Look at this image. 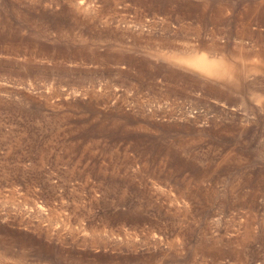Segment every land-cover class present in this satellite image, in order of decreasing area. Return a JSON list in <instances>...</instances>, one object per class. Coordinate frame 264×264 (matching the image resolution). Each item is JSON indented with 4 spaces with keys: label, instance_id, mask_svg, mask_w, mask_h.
<instances>
[{
    "label": "rangeland",
    "instance_id": "obj_1",
    "mask_svg": "<svg viewBox=\"0 0 264 264\" xmlns=\"http://www.w3.org/2000/svg\"><path fill=\"white\" fill-rule=\"evenodd\" d=\"M263 8L0 0V264H264Z\"/></svg>",
    "mask_w": 264,
    "mask_h": 264
},
{
    "label": "bare ground",
    "instance_id": "obj_2",
    "mask_svg": "<svg viewBox=\"0 0 264 264\" xmlns=\"http://www.w3.org/2000/svg\"><path fill=\"white\" fill-rule=\"evenodd\" d=\"M152 2H153V0H152ZM162 2V1H161ZM205 2V1H204ZM159 3V2H158ZM201 3H203V2H201ZM156 4V3H155ZM161 4V3H160ZM217 4V3H216ZM79 5H80V3H79ZM88 5V4H87ZM207 5V4H206ZM159 6V5H158ZM161 6V5H160ZM198 6V5H197ZM217 6V5H216ZM77 7H78V5H77ZM82 7V6H81ZM69 8V7H68ZM67 8V9H68ZM79 8V7H78ZM83 8V7H82ZM81 8V9H82ZM66 9V8H65ZM70 9H71V7H70ZM198 9V8H197ZM217 9V8H216ZM200 10H202V9H200ZM66 11H68V10H66ZM71 11V10H70ZM70 11H68V12H70ZM73 11V10H72ZM71 11V12H72ZM248 11H250V10H248ZM246 12V11H245ZM73 14V13H72ZM75 14V13H74ZM40 18V17H39ZM261 18H262V22L264 23V8H263V10H262V12H261ZM79 22V25L81 24L80 23V21L81 20H78ZM76 23V22H75ZM77 23V24H78ZM84 22H82V24H83ZM88 24H90V25H92V23H88ZM58 25V24H57ZM56 25V26H57ZM243 26H244V24H242ZM241 25V26H242ZM242 26V27H243ZM57 27H59V26H57ZM75 27H76V25H75ZM77 27H78V25H77ZM242 27H241V29H242ZM74 28V27H73ZM182 28V27H181ZM88 28L86 27V30H87ZM90 29V28H89ZM108 29V28H107ZM111 29V28H110ZM109 29V30H110ZM115 29V28H114ZM39 30V29H38ZM44 30V29H43ZM58 30V29H57ZM60 30V29H59ZM72 30H74V29H72ZM104 30H106V29H104ZM108 30V32H110ZM69 31H71L70 30V28H69ZM92 31V30H91ZM94 31V30H93ZM98 32H101V31H99V30H97ZM96 31V32H97ZM118 31V30H117ZM240 32H241V30H239ZM61 31H59V33H60ZM66 32V31H65ZM72 32V31H71ZM70 32V33H71ZM104 32V31H103ZM119 32V31H118ZM41 33H45V32H43V31H41ZM61 33H63V32H61ZM60 33V34H61ZM91 33V32H90ZM117 33V32H116ZM115 33V34H116ZM234 33V32H233ZM236 33V32H235ZM251 33V32H250ZM252 33H253V31H252ZM49 34V33H48ZM59 34V35H60ZM99 34V33H98ZM98 34H96V36L98 35ZM101 34V33H100ZM196 34V33H195ZM249 34V33H248ZM15 35V34H14ZM63 35L65 36V34L63 33ZM62 34H61V37L63 36ZM70 35V34H69ZM90 35V34H89ZM92 35V34H91ZM90 35V36H91ZM95 35V34H94ZM122 35V34H121ZM243 35V34H242ZM247 35V34H246ZM99 37L101 36V35H98ZM68 37V36H67ZM240 37H241V35H240ZM258 37H260V36H258ZM33 38V37H32ZM35 38V37H34ZM58 38V37H57ZM66 38V37H65ZM95 38V37H94ZM59 39H61V38H59ZM63 39H64V37H63ZM67 40H68V38H66ZM240 39V38H239ZM260 39V38H259ZM62 40V39H61ZM78 41H79V39H78ZM103 41V40H102ZM110 41V40H109ZM81 42V41H80ZM84 42V41H83ZM101 42V41H100ZM115 42V41H114ZM40 43V42H39ZM43 43V42H42ZM124 43V42H123ZM136 43V42H135ZM238 43V42H237ZM60 44H63V43H60ZM234 44H235V42H234ZM241 44V43H240ZM64 45V44H63ZM163 45V44H162ZM209 45V44H208ZM72 46V45H71ZM146 46V45H145ZM166 46V45H165ZM169 46V45H168ZM202 46V45H201ZM120 47V46H119ZM160 47V46H159ZM164 47V46H163ZM208 47V46H207ZM251 47V46H250ZM49 48V47H48ZM66 45H65V47H64V49L63 50H65L66 51ZM67 48H69L68 46H67ZM174 48V47H173ZM203 48V47H202ZM238 48H240V49H243V48H241V46L239 45L238 46ZM61 49H62V47H61ZM175 49V48H174ZM193 49V48H192ZM17 50V49H16ZM42 50L43 51H45V50H47V48L46 47H42ZM41 50V51H42ZM59 50V49H58ZM81 50V49H80ZM109 50V49H108ZM161 50V49H160ZM210 50L212 51V48H210ZM209 50V51H210ZM213 50H215V49H213ZM251 50V49H250ZM250 50L249 51H246L245 52V56H246V54L248 55L249 53H250ZM49 51V50H48ZM77 51V50H76ZM79 51V50H78ZM162 51V50H161ZM185 51H187V50H185ZM185 51H184V53H185ZM188 51H189V49H188ZM192 51V50H191ZM190 51V52H191ZM202 51V50H201ZM208 50H207V52H209ZM63 52V51H62ZM61 52V53H62ZM108 52V51H107ZM165 52V51H164ZM179 52V51H178ZM183 52V51H182ZM200 52V51H199ZM202 52H204V51H202ZM251 52H252V50H251ZM70 53V52H69ZM171 53V52H170ZM174 53H176V52H173V54ZM195 53H196V51H195ZM210 53H212V52H210ZM215 53V52H214ZM214 53H212V54H214ZM217 53H219L218 51H217ZM40 54V53H39ZM44 54V53H43ZM74 54V53H73ZM112 54V53H111ZM118 54V52L116 53V55ZM121 54V53H120ZM120 54L118 55V56H120ZM127 54V53H126ZM165 54H167V53H165ZM178 54V53H177ZM186 54V53H185ZM181 55V57H176V56H173L174 58L173 59H175V61L176 62H179V63H183V64H185L187 67H189V68H193V69H197V71L198 72H201V74L202 75H204V76H206L204 79L205 80H209L208 79V77L209 78H214V79H216V81L217 80H219L220 82H222V83H224L225 85L226 84H232V85H234L235 84V82L236 81H238L237 79H236V81H234V72L236 71L235 69H233V68H236V66L235 65H233V67L231 66L232 64L230 63V61H229V64L227 63H225V61H223V60H220V57H218L219 58V60H217V59H213V57L211 58H207L208 56H210V55H207V57H205L204 55H190V54H192V53H188V55L186 56V55ZM209 54V53H208ZM212 54H211V56H212ZM222 54V53H221ZM243 54V53H242ZM40 55H42V54H40ZM59 55H60V53H59ZM89 55V54H88ZM105 55V54H104ZM107 55V54H106ZM69 56V55H68ZM85 56V55H84ZM108 56V55H107ZM117 56V57H118ZM128 56V55H127ZM130 56V55H129ZM128 56V58H130ZM132 56V55H131ZM242 56V55H241ZM244 56V55H243ZM77 57H80V56H78L77 55ZM82 57V56H81ZM92 57V56H91ZM109 57H110V55H109ZM112 57H114V55L112 56ZM133 57V56H132ZM138 57V56H137ZM136 57V58H137ZM150 57V56H149ZM148 57V58H149ZM232 57V56H231ZM238 57H239V55H238ZM238 57H236V59L235 60H239L238 59ZM58 58V57H57ZM61 58V57H60ZM73 58H75V57H73ZM86 57H84V59H85ZM89 58H90V56H89ZM96 58V57H95ZM94 58V59H95ZM139 58V57H138ZM142 58V57H141ZM151 58V57H150ZM233 58H235V56L233 57ZM232 58V59H233ZM62 59H64V58H62ZM87 59H88V56H87ZM91 60H92V58H90ZM106 59H107V57H106ZM118 59V58H117ZM145 59V58H144ZM143 59V60H144ZM172 59V60H173ZM149 60H151V59H149ZM153 60H155V59H153ZM132 61H133V59H132ZM249 62H251L252 60H248ZM258 61H259V59H258ZM257 61V63H259ZM145 62V61H144ZM227 62V61H226ZM232 62V61H231ZM244 62H245V60H244ZM244 62L242 63V64H244ZM249 62L247 63V59H246V62H245V64L247 63V64H249ZM255 62V61H254ZM139 63H140V61H139ZM252 63V62H251ZM231 64V65H230ZM233 64H235V63H233ZM240 64V63H239ZM238 64V65H239ZM244 64V65H245ZM246 64V65H247ZM253 64V63H252ZM252 64H249V68L250 67H252L253 65ZM255 64V63H254ZM259 64H261V63H259ZM158 65H160L159 63H158ZM244 65H242L243 67H245ZM250 65H252V66H250ZM235 66V67H234ZM255 66V65H254ZM252 67V68H254L253 69V71H256V68L255 67ZM261 66H262V64H261ZM247 67V66H246ZM263 67V70H264V65L262 66ZM163 68H165V66L163 65ZM241 68L242 67H240V70H241ZM251 68V69H252ZM160 69V68H159ZM251 69H249V70H251ZM165 70V69H164ZM235 70V71H234ZM239 70V69H238ZM238 70L235 72V73H239L238 72ZM257 70H259L258 68H257ZM261 71V73L262 72H264V71ZM247 72V71H246ZM246 72H245V74H246ZM241 76H243V75H241ZM236 78V77H235ZM242 78V77H241ZM214 79L212 80V79H210V80H212V81H214ZM239 79V78H238ZM173 80V79H172ZM180 80V79H179ZM193 80H195V79H193ZM240 80V79H239ZM174 82H175V80H173ZM172 81V82H173ZM178 81V80H177ZM244 81V80H243ZM204 82V81H203ZM234 83V84H233ZM237 83H239V82H237ZM236 83V84H237ZM209 84V83H208ZM235 84V85H236ZM231 85V86H232ZM228 86V85H227ZM231 86H229L230 88H232ZM234 87V86H233ZM237 87H238V85H237ZM207 88V87H206ZM217 88V87H216ZM218 89V88H217ZM254 89H255V87H254ZM206 90V89H205ZM216 90V89H215ZM219 90H221V88L219 89ZM236 90V89H235ZM221 92V91H220ZM218 95V94H217ZM225 95V94H224ZM241 104H242V102H241ZM131 220H135V217L133 216V215H131L130 217H129ZM80 226V225H79ZM75 229V228H74ZM95 231V230H94ZM96 233V232H95ZM110 234V233H109ZM246 234V233H245ZM97 235V234H96ZM110 237V236H109ZM108 238V237H107ZM96 239V238H95ZM104 239V238H103ZM117 239V238H116ZM97 240V239H96ZM133 240V239H132ZM98 241V240H97ZM96 241V242H97ZM99 242V241H98ZM97 242V243H98ZM116 242V241H115ZM104 244V243H103Z\"/></svg>",
    "mask_w": 264,
    "mask_h": 264
},
{
    "label": "snow or ice",
    "instance_id": "obj_3",
    "mask_svg": "<svg viewBox=\"0 0 264 264\" xmlns=\"http://www.w3.org/2000/svg\"><path fill=\"white\" fill-rule=\"evenodd\" d=\"M81 2L83 3V0H81Z\"/></svg>",
    "mask_w": 264,
    "mask_h": 264
}]
</instances>
